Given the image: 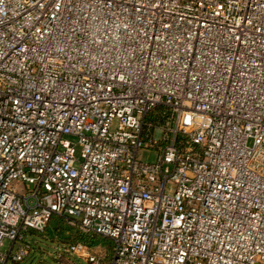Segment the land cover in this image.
<instances>
[{"label": "built area", "instance_id": "built-area-1", "mask_svg": "<svg viewBox=\"0 0 264 264\" xmlns=\"http://www.w3.org/2000/svg\"><path fill=\"white\" fill-rule=\"evenodd\" d=\"M55 217L89 264H264V0H0V264Z\"/></svg>", "mask_w": 264, "mask_h": 264}, {"label": "rangeland", "instance_id": "rangeland-1", "mask_svg": "<svg viewBox=\"0 0 264 264\" xmlns=\"http://www.w3.org/2000/svg\"><path fill=\"white\" fill-rule=\"evenodd\" d=\"M158 121L160 118L157 114H151L146 119L147 123H158ZM160 136V133L156 134L157 139H160ZM78 156H80V150H78ZM139 159L152 162L155 155L141 151ZM24 189L32 191L33 187L26 184ZM24 237L25 241L31 245L29 255L22 262H9L8 264H89L67 252L68 246L75 242H82L91 246L99 255L108 257V260L113 255V242L111 240L100 236L82 234L76 228L69 226L67 221L61 217H55L44 233L30 230L24 233ZM9 245L10 243H6L5 251Z\"/></svg>", "mask_w": 264, "mask_h": 264}]
</instances>
